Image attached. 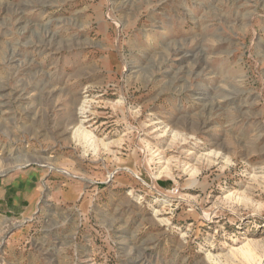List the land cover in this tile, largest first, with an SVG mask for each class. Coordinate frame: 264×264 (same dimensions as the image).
Masks as SVG:
<instances>
[{
  "label": "rangeland",
  "instance_id": "obj_1",
  "mask_svg": "<svg viewBox=\"0 0 264 264\" xmlns=\"http://www.w3.org/2000/svg\"><path fill=\"white\" fill-rule=\"evenodd\" d=\"M2 198L0 264H264V0H0Z\"/></svg>",
  "mask_w": 264,
  "mask_h": 264
},
{
  "label": "bare ground",
  "instance_id": "obj_2",
  "mask_svg": "<svg viewBox=\"0 0 264 264\" xmlns=\"http://www.w3.org/2000/svg\"><path fill=\"white\" fill-rule=\"evenodd\" d=\"M202 54V53H201ZM13 57V56H12ZM15 58V57H14ZM13 61V60H12ZM6 93V92H5ZM81 110H83L84 108H83V106L80 108ZM77 133L79 134V135H90V132L89 131H87L84 127H83V125H82V123L77 127ZM78 135V136H79Z\"/></svg>",
  "mask_w": 264,
  "mask_h": 264
},
{
  "label": "crops",
  "instance_id": "obj_3",
  "mask_svg": "<svg viewBox=\"0 0 264 264\" xmlns=\"http://www.w3.org/2000/svg\"><path fill=\"white\" fill-rule=\"evenodd\" d=\"M1 200H2V201H0V205H2L3 203L6 204V205L9 204L8 201H6L4 198H2Z\"/></svg>",
  "mask_w": 264,
  "mask_h": 264
}]
</instances>
